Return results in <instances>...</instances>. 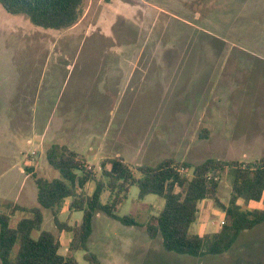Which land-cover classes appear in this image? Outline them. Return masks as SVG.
<instances>
[{"label":"rangeland","instance_id":"374dc122","mask_svg":"<svg viewBox=\"0 0 264 264\" xmlns=\"http://www.w3.org/2000/svg\"><path fill=\"white\" fill-rule=\"evenodd\" d=\"M255 6L263 7L252 0L254 20L245 38L236 30L229 33L231 28L221 19L214 20L219 12L216 8L213 13L212 0H86L81 20L67 30L38 27L0 4L2 198L15 200L26 159L42 157L49 171L41 166L39 176L60 178L48 164L45 149L66 144L65 135L77 130L88 142L72 148L94 167L98 179L104 178V158L119 153L133 166H156L171 157L195 165L208 159L256 162L261 155L242 140L247 125L257 123L250 111L264 106L259 57L264 38L254 30L262 14ZM134 65L140 68L130 77L127 70ZM232 181L227 168L218 192L227 205ZM33 183L31 179L26 191ZM88 187L92 192L95 182ZM108 197L106 192L103 203ZM156 198L161 199L149 195L140 200L139 188L133 186L119 215L134 214L146 221L158 211ZM23 199L29 207L39 206L36 194H24ZM211 202L208 215L214 222L222 210ZM239 204L245 211L262 208L247 197ZM6 206L0 199L1 212ZM62 212L63 221L72 227L83 217L82 212H74L76 218L68 216L67 208ZM43 213L42 229L33 236L51 231L60 239L61 254H70L74 233L60 230L51 210L43 208ZM20 215L12 218V225ZM191 232L199 231L194 225ZM89 251L104 264H264V223L242 232L224 255L192 257L167 252L145 228L125 226L99 212ZM85 253L73 252L79 264H88Z\"/></svg>","mask_w":264,"mask_h":264},{"label":"trees","instance_id":"16d2710c","mask_svg":"<svg viewBox=\"0 0 264 264\" xmlns=\"http://www.w3.org/2000/svg\"><path fill=\"white\" fill-rule=\"evenodd\" d=\"M85 1L0 0V4L10 14L26 15L38 27L67 30L81 20ZM46 157L60 178L50 180L33 173L39 206L10 205L9 213L0 211L1 264H79L73 254L76 251L86 252L88 264H104L89 251L94 219L99 212L125 226L145 228L151 239L161 240L167 252L192 257L224 255L231 251L242 232L264 223V157L254 163L208 159L198 165L171 157L156 166H133L122 157L107 158L101 164L105 179H98L94 167L88 169L86 159L66 145H52ZM182 168L186 171L182 172ZM227 168L233 175L228 205L218 196L221 173ZM91 182H95V189L89 194L87 187ZM133 186H138L140 200L149 195L163 198V209L146 221L134 214L119 215ZM106 192L108 201L103 203ZM243 197L261 203L262 208L243 210L239 204ZM68 199L72 212L83 213L81 222L73 227L60 219ZM203 200H213L226 212V218L218 232L201 236L192 233L191 227L198 219L199 204ZM43 208L52 211L60 230L74 233L70 254H61L60 239L51 231H41L38 238L33 236L34 231L42 229ZM17 212L25 215L12 226Z\"/></svg>","mask_w":264,"mask_h":264},{"label":"crops","instance_id":"0c3cea01","mask_svg":"<svg viewBox=\"0 0 264 264\" xmlns=\"http://www.w3.org/2000/svg\"><path fill=\"white\" fill-rule=\"evenodd\" d=\"M169 1H174V0H169ZM258 1L263 5V7L262 6H260V7L259 6H255V8L258 9L256 11V13H259V14H262V15L260 16V20H258L255 17L256 20H257V25L255 26L254 30L258 31L257 34L260 35L259 37L264 38V0H258ZM151 6H153V5H151ZM181 6H183V5L181 4ZM212 6H213V13L215 12L216 8H217V10L219 12V15L214 17V20L221 19V23L222 24L224 23L228 27V29L231 28L230 30H228L229 33L234 31V30H236V32L241 33L242 35H244L245 38H249L247 36V34H250L251 23H252V20H254L253 19V15L251 14L252 13V11H251L252 0H212ZM253 8H254V6H253ZM251 15H252V17H251ZM236 23H238L237 24L238 26H234ZM213 33L217 36V38L225 39V37H223L221 35V33H219V32H213ZM257 55H259V54H257ZM259 57H260V61H261V63H260V66H261V70H260L261 74L260 75H261V77H260V79H261V82H263L264 81V53L260 54ZM123 67L124 66L120 65V69L121 70L123 69ZM130 68L131 69H129L127 71H131L132 74L130 75V77H134V73L138 72L140 67H139V65H134V66H132ZM143 68H145V67H143ZM148 69H150V66L147 67V70ZM115 71H117V69H115ZM261 99H263V101H264V98H261ZM263 101H260V103H262L264 105ZM255 111L259 112L258 117H257V115H255ZM250 112L252 114L251 115V119L252 120L256 119L257 123L253 124V121H252V124L249 123V125H247V127L249 129H247V128L244 129L243 137H242L243 139L242 140H243V143L250 144V145H252L254 147V149H257L255 152L259 153V156L261 155L259 158H257V160H259V159L264 157V106L263 107L260 106V109L258 107L256 110L254 108ZM255 124H256V126L254 127ZM55 135H56V133H55ZM46 136H47V133H46L45 136L44 135L41 136L42 140H44L46 138ZM65 136H66L65 138L68 141L64 142V143H66L64 145L68 146L70 149H72L74 151H76L75 149L72 148L74 145L77 147L78 144H81V143L86 144L88 142V140H86V137L84 135H82L80 133V131H78V130L75 131L74 133H68ZM106 136H107V134H106ZM80 137H81V140L78 141V139H80ZM48 138H49V135H48ZM238 139H241V137L238 138ZM28 142L32 143L33 140L29 139ZM238 142L239 141L237 140L236 143H238ZM100 143H103V141H100ZM43 144H44V142H42V141L39 142V146L40 147H44ZM45 150L47 151V149H45ZM91 150H93V149L91 148ZM76 152H78V151H76ZM36 153L37 152H34V154H36ZM117 156L123 158V156L120 153L117 154ZM39 159L42 160V157H40ZM39 159H37V161H35L34 158L26 159L24 165L21 166L20 174L25 176V177H24L22 183L20 184L19 188L17 189L14 201H7L6 198L3 199L2 195L5 194V192L0 190V199L5 201V203L7 205L6 206L7 210L5 212H8V213L10 212V209H11L10 205H20V206L28 207V208L36 207V206L29 207L26 204L22 203L21 201H24V199H23L24 194H29V193L31 195H33V196L36 194V199H37V191H38V189L36 191L34 190V186H36V183H35V180L33 178V173H36L39 176L38 171L41 168V166L45 170V173H47V171H49V168L46 165V163L45 162L41 163ZM104 159H107V158H104ZM46 160H47V157H46ZM232 160H238V159L233 158ZM47 162H48V160H47ZM48 164H49V162H48ZM87 164H88V167L90 168V166H89L90 164L88 162H87ZM32 165H34V166H32ZM29 166H32L31 168L33 170L31 169L30 171H28L29 173H27L25 169H26V167H28V169H30ZM31 179L34 182L33 183L34 185H32V187H31V189L29 191H26L27 184H28V182ZM50 180H52V179H50ZM94 189H93V191H94ZM88 190H89V187H87V191ZM93 191L90 192V190H89V194H92ZM162 199L163 198H161V199L156 198L153 201V203H157V206H154V207H157V210H158L156 212V214H154V215H157L163 209V207L165 205V200L163 199L164 200L163 201ZM70 201L71 200H69V199L66 200V202H65L66 206H64V209L67 208L68 216L73 215V217L76 218V216L74 215V212H72L70 210V208H69ZM211 204H213L211 202V200H203L199 204L198 219L192 225V227L194 225L197 227L199 232H197L196 234H198V235L203 236L205 234H214V233L218 232L221 229L220 225H221L222 221L225 220V218H226V212L223 211L222 209L218 208L219 210H222V214L221 215L219 214L220 218H217L214 222H210L208 211H209L210 207L213 206ZM146 206H148L149 208H154L152 206V204H149V205L146 204ZM62 213L63 212H61V214H60V219L63 221V217H62L63 214ZM19 214H21L19 220L25 215V213L17 212L16 215L13 216V217H17ZM78 220H79V218H78ZM18 221L16 222V224L18 223ZM79 223H80V220L78 222H76L75 225H77ZM16 224L12 225V226H16ZM68 225L71 226L70 224H68ZM192 227H191V229H192Z\"/></svg>","mask_w":264,"mask_h":264},{"label":"built area","instance_id":"2783aa9c","mask_svg":"<svg viewBox=\"0 0 264 264\" xmlns=\"http://www.w3.org/2000/svg\"><path fill=\"white\" fill-rule=\"evenodd\" d=\"M181 171H182V172H185L186 169H185V168H182ZM224 221H225V220L222 221V223H221L222 225H224V223H225Z\"/></svg>","mask_w":264,"mask_h":264}]
</instances>
